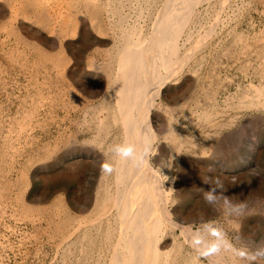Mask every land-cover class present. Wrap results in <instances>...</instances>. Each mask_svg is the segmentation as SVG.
<instances>
[{
  "label": "rangeland",
  "instance_id": "1",
  "mask_svg": "<svg viewBox=\"0 0 264 264\" xmlns=\"http://www.w3.org/2000/svg\"><path fill=\"white\" fill-rule=\"evenodd\" d=\"M167 1L0 0V264H111L116 209L85 198L111 192L114 138L135 153L119 128L144 97L114 116L118 45L147 42ZM179 44L149 118L171 219L156 264H264V0H203Z\"/></svg>",
  "mask_w": 264,
  "mask_h": 264
},
{
  "label": "bare ground",
  "instance_id": "2",
  "mask_svg": "<svg viewBox=\"0 0 264 264\" xmlns=\"http://www.w3.org/2000/svg\"><path fill=\"white\" fill-rule=\"evenodd\" d=\"M202 1L168 0L159 12L155 24H153L152 36L149 34L151 37L148 36L147 42L138 45L133 40V35L128 34L124 41L118 45L116 61L118 68L115 72L118 80L111 83L112 93L116 97L112 111L114 116L116 117L122 111L126 99L130 101L129 98H133L139 101L141 97H144V105L140 111L130 113L129 121H127V124L130 125L119 128V134L128 132V129L136 131L133 142L135 153L129 157L132 150L130 145L123 146L121 141L114 138L109 143L110 148H113L111 155L114 157L109 163V170L112 172L111 192L104 188L102 195L98 198L97 191L93 194L90 192L85 198V202L92 199L94 206L98 207H104L108 201L107 198H109L116 209L118 238L114 243L113 253H111V264H156V258H158L156 257L158 254L156 253L158 250L156 241L161 223L163 221L169 223L171 219L167 209V194L163 189L155 164L149 161V154L156 137L149 119L150 112L157 105V99L163 92L162 86L164 87L169 82L171 77L177 73V68L182 66L189 57L186 54L180 58L179 40L192 12ZM114 142L116 143L115 147ZM79 150L80 148L78 149L77 146L70 148L66 146L64 153L76 154ZM91 150L88 149V151ZM126 151L129 152L128 155L124 154ZM100 164L101 161L95 162L94 170H98ZM61 175L68 178V174L65 172ZM209 198L210 196L207 195L205 200L208 202ZM80 211H85V207L81 206ZM109 213H111L110 210ZM99 214L103 215L104 213ZM90 220L88 222L85 219L83 222L90 223ZM181 227L190 241L189 243L210 255L211 248L210 245L207 246L206 239L194 236L189 226ZM211 251V258L215 256L216 261H219L221 258L217 254L213 255L215 251ZM221 261L220 263H222Z\"/></svg>",
  "mask_w": 264,
  "mask_h": 264
},
{
  "label": "clouds",
  "instance_id": "3",
  "mask_svg": "<svg viewBox=\"0 0 264 264\" xmlns=\"http://www.w3.org/2000/svg\"><path fill=\"white\" fill-rule=\"evenodd\" d=\"M124 154H125V155H128V154H129V152H127V151H126Z\"/></svg>",
  "mask_w": 264,
  "mask_h": 264
}]
</instances>
